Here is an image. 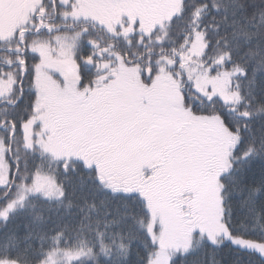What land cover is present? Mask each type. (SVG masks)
Returning <instances> with one entry per match:
<instances>
[{
    "label": "snow or ice",
    "instance_id": "1",
    "mask_svg": "<svg viewBox=\"0 0 264 264\" xmlns=\"http://www.w3.org/2000/svg\"><path fill=\"white\" fill-rule=\"evenodd\" d=\"M0 264H264V0H0Z\"/></svg>",
    "mask_w": 264,
    "mask_h": 264
}]
</instances>
